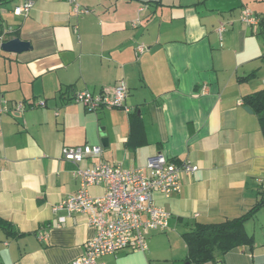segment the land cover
I'll use <instances>...</instances> for the list:
<instances>
[{
  "label": "crops",
  "instance_id": "crops-1",
  "mask_svg": "<svg viewBox=\"0 0 264 264\" xmlns=\"http://www.w3.org/2000/svg\"><path fill=\"white\" fill-rule=\"evenodd\" d=\"M26 1L0 0V218L11 225L0 226V264H68L84 255L95 237L87 216L53 209L80 188L63 149L86 145L103 148L86 166L145 168L159 153L199 166L181 193L155 195L169 228L148 234L147 251L97 264H193L185 233L243 217L263 197L264 132L245 98L264 90V0H78L92 10L86 16L67 0H32L29 15L17 16ZM244 11L258 23L243 22ZM16 38L32 49L3 51ZM122 82L129 113L73 101L83 91L112 94ZM244 230L252 245L216 251L207 264L264 263V205ZM177 247L185 254H174Z\"/></svg>",
  "mask_w": 264,
  "mask_h": 264
},
{
  "label": "built area",
  "instance_id": "built-area-1",
  "mask_svg": "<svg viewBox=\"0 0 264 264\" xmlns=\"http://www.w3.org/2000/svg\"><path fill=\"white\" fill-rule=\"evenodd\" d=\"M73 5L77 16H86L92 10L83 7L78 0H67ZM34 2L28 0L18 6L14 13L17 16H28ZM241 19L249 25L258 23L256 17L244 11ZM225 28H218L222 39ZM145 49L139 47V51ZM203 94L208 93L206 86ZM128 88L119 83L112 94H95L89 91L77 93L73 101L83 104L89 111L101 108L123 109L126 106ZM243 103L240 102V105ZM36 106H44L43 102ZM26 103L20 102L16 110L24 112ZM101 146L65 147L62 151L64 160L76 165L74 177L80 182L76 195L70 196L54 207V212H66L68 217L75 214L86 215L88 224L95 230V237L86 244L84 255L68 264H97L107 255L122 251L145 252L148 250L147 236L152 231L164 232L169 228L170 213L158 206L155 195L166 199L179 194L183 187V177H191L199 170L197 164L186 162L176 164L159 153L148 159L145 168L125 170L103 161L86 166L84 163L92 156L101 157ZM93 187H104L105 194L95 197L90 193ZM66 217H61L64 222Z\"/></svg>",
  "mask_w": 264,
  "mask_h": 264
},
{
  "label": "trees",
  "instance_id": "trees-1",
  "mask_svg": "<svg viewBox=\"0 0 264 264\" xmlns=\"http://www.w3.org/2000/svg\"><path fill=\"white\" fill-rule=\"evenodd\" d=\"M245 104L256 112L264 132V90L248 95ZM262 205H264V193L257 207L243 217L219 224L195 225L190 232L183 235L188 249L186 261L193 264H207L215 262L216 251L226 254L234 248L252 245V239L244 230V223ZM2 224L5 227L11 226L0 218V226Z\"/></svg>",
  "mask_w": 264,
  "mask_h": 264
},
{
  "label": "water",
  "instance_id": "water-1",
  "mask_svg": "<svg viewBox=\"0 0 264 264\" xmlns=\"http://www.w3.org/2000/svg\"><path fill=\"white\" fill-rule=\"evenodd\" d=\"M2 49L8 53H23L32 49V45L29 42L23 41L19 38L6 41L2 44ZM245 110L249 113H252V110L248 107ZM190 264V263H187Z\"/></svg>",
  "mask_w": 264,
  "mask_h": 264
},
{
  "label": "rangeland",
  "instance_id": "rangeland-1",
  "mask_svg": "<svg viewBox=\"0 0 264 264\" xmlns=\"http://www.w3.org/2000/svg\"><path fill=\"white\" fill-rule=\"evenodd\" d=\"M162 241V240H161ZM182 243H185L184 241H182ZM163 245L165 246V247H167L168 245H169V242L167 241V240H163ZM174 253V252H173ZM174 254H177V255H182V254H185L184 253V247H181V249H179L178 247H177V249H176V253H174Z\"/></svg>",
  "mask_w": 264,
  "mask_h": 264
}]
</instances>
